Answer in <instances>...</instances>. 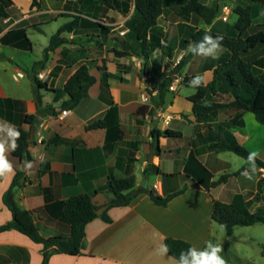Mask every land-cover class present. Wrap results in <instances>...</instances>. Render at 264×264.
<instances>
[{"label":"crops","instance_id":"crops-1","mask_svg":"<svg viewBox=\"0 0 264 264\" xmlns=\"http://www.w3.org/2000/svg\"><path fill=\"white\" fill-rule=\"evenodd\" d=\"M3 1L0 0V4ZM50 1L52 6L44 9L40 4L32 8V0H28L30 4L26 8L16 0H11L12 4L4 11L6 16L0 15V120L10 122L17 129L30 130L31 126L24 122V118L38 112L30 73L34 63L43 58L44 49L62 25L70 22L74 16H81L98 21L105 27L115 26L110 28L108 33L111 34L118 28L125 27L127 21V16L113 9L103 12L96 8L100 12L99 17H102L99 19L86 14L89 8L84 2L77 0L76 4L70 6L68 0H62L56 6L54 3L57 0ZM102 6L103 4L99 5L101 8ZM115 13L125 19H118ZM214 25L215 23L208 25L205 30L212 29ZM49 27H54L51 33L47 32ZM17 29H25L31 44L30 50L4 42V39L17 42L13 36H8V33ZM37 33L44 34L49 42H40L41 49L36 59H32V36ZM155 35L157 37L156 33ZM63 36L72 42L50 53L45 68L37 74L43 73L46 78L42 82L46 89L40 90L43 106L51 105L56 114L41 117L39 127L34 131L31 141L29 140V161L34 166L31 174L22 170L19 158L14 157L12 152L8 153V159L14 165V174L0 178V226L13 219L11 211L3 202V196L20 171L25 174L14 188L16 202L20 208L32 213L39 233L44 238L69 234V225L62 218V203L66 200L89 194L96 207L108 205L113 198L106 191L111 174L117 178L134 176L137 190L148 188L166 197L182 189H173L167 177L175 174L183 177L188 173L190 177L186 176L185 191L173 198L166 207L156 205L150 194L139 193L126 207L108 208L105 212L110 222L106 223L99 217L86 226V237L79 255L55 252L50 257L49 264H173L167 257H159L155 253L156 245L161 241L165 243L167 238L184 240L200 250L210 240L222 247V257H228L231 252V260L247 262L249 259L241 257L239 251L247 243L246 239L252 241L254 237L250 235L248 238H235L237 228L241 226L236 227L229 236L226 229H221L220 224L212 219L214 199L225 203L232 201L224 199V192L219 197H214L208 186L216 181V175L236 171L219 169L214 172L211 167L213 154L219 160L218 157L229 152L209 151L205 144L196 140L199 132H205L202 124L196 121L192 113L193 104L188 100L197 89L194 93H182V84L189 87V82L174 84L165 97L164 106L150 114L153 105L146 94V77L140 70L143 61L140 55H137L138 62L135 65L125 62L124 59L128 57L118 58L115 53L112 57H108L106 52H100L96 59L83 58L76 51L79 43L91 36L102 41L107 32L101 28L78 29ZM120 41L125 46L131 45L125 38H120ZM103 47L105 50L107 45L103 44ZM223 52L229 54L224 47ZM123 63L132 66L133 70H121L120 73L117 66ZM83 64L90 67V73L95 76L96 82L89 89L88 97L76 108L62 110L61 105L68 96H61L59 92ZM206 67L203 74L205 78L207 74L210 75L211 80H206L209 84L217 65L213 68ZM103 69H106L109 78L108 90L102 91ZM18 72L23 73L24 77L15 80L14 76ZM197 74L202 73L191 76ZM180 101L187 103L186 111L178 109ZM64 111H67L66 115L62 114ZM167 115L172 116V119L164 120ZM219 118L218 116L213 124L219 123ZM94 122L99 123L100 127L86 128ZM174 123L177 128H172ZM166 129L181 132L182 137L179 139L184 144L182 147H172L168 144V139L160 138L157 141L160 150L156 152L151 132ZM231 130L237 139L236 130ZM152 148L154 156L151 162ZM155 153L158 155L155 156ZM191 153L196 160L183 164V160L188 159ZM180 161L182 171H170V166ZM200 165L212 174L211 178ZM260 171L258 169L257 173H261ZM261 175L264 177V171ZM152 177L155 178L153 184L150 181ZM243 178L241 174L230 177L226 184L217 187L225 188L233 179L238 183ZM260 179L257 177L255 183L262 189L263 184L259 186ZM239 185L238 189L226 194L241 196L243 201L249 203V211L252 213L259 207H264L263 202L255 199L257 190L252 193L244 183ZM227 241L233 250L227 248ZM43 249V244L34 242L16 229L0 233V264H42Z\"/></svg>","mask_w":264,"mask_h":264},{"label":"trees","instance_id":"trees-1","mask_svg":"<svg viewBox=\"0 0 264 264\" xmlns=\"http://www.w3.org/2000/svg\"><path fill=\"white\" fill-rule=\"evenodd\" d=\"M84 1L78 0L80 3ZM168 1L170 0H102L103 6L102 8L100 7L103 12H108L110 9H113L125 16L131 14L125 23L127 32L123 36L129 41H135L139 46V55L143 59L142 74L146 77V94L153 105L150 114L164 106L165 97L174 82L172 75H168L162 81H158L151 73V48L152 44L157 40L155 29L158 26L159 18L163 15L165 7L168 5ZM252 1L261 2L263 0ZM11 4V0H4L0 4L1 16H6L4 12L5 8ZM38 5V0H32V8ZM132 9L133 11L131 12ZM179 12L197 15L203 19L205 24L212 25L218 16L219 5L215 3L212 6H207L199 0H186V3L179 7ZM235 13L238 16L236 23L224 34L212 30L191 28V39L185 40V44L189 45V43L199 41L205 32L213 36H222L224 38L222 47L228 50L229 57L214 68L213 81L206 86L197 88L196 93L189 96L188 100L193 104L192 113L196 121L201 123L203 128H205L204 133L199 132L197 134L196 140L205 144L209 151L216 153L232 152L237 156L246 158L249 151L238 142L231 129H245L246 124L243 116L246 113H252L256 121L264 126V59L260 58L254 62H247L243 58V55L256 49L259 45H264V24L254 26L253 21L257 17V14L253 4L245 7L238 6L235 9ZM251 27L255 28L256 31L246 35ZM93 28L108 30V28L98 21L94 22L81 16H74L70 22L62 25L51 37L49 45L43 51V58L35 62L32 66L30 80L33 85V93L38 112L36 115H26L24 118V122L31 126L30 130L18 128L21 136L17 141V149L12 151L14 157L19 158L21 161L24 158L27 160L31 159L28 147L32 132L36 131L39 127L41 117L56 114L55 109L51 105L43 106L40 90L46 89V86L38 79L37 74L39 70L45 68L50 53L72 42L63 36L65 33H73L78 29L86 30ZM8 36H13L17 42L11 41L10 39H4V42L13 43L20 48L31 49V44L27 38L25 29L12 31L8 33ZM114 53L118 58L132 56L130 51L114 50ZM193 57L195 56L191 53L185 55L175 66V71L180 72ZM103 70L102 91L108 90L107 81L109 78L106 69ZM194 76H185L183 81L188 83ZM95 82L96 78L90 73V67L87 64L81 65L59 92L61 96H68V99L62 103L61 109L72 110L76 108L83 99L88 97V91ZM224 95H232L234 99L230 102L212 100L213 98ZM223 111L234 112L236 115L231 121L233 125L223 132H220L214 126L213 122ZM98 127H100V124L94 122L86 128L96 129ZM151 134L155 139L152 145L156 152L160 150L157 144L160 138L173 139L182 137L181 132L172 129L152 131ZM157 155L155 153V156ZM188 159L196 160L193 153L190 154ZM256 164L258 165V169H264V161L257 158ZM200 166L204 171L209 173L202 165ZM154 167L158 169L157 166ZM246 167L247 164L245 163L236 172L222 174L218 180L208 186V190L212 187L226 184L230 177L239 176ZM194 173L197 174L195 171ZM23 174L25 173L22 171L17 173L10 188L3 196V202L11 211L13 219L10 223L0 226V233L10 229H16L30 237L34 242L43 244L42 264H49L50 257L55 252L72 256L79 255L86 237V226L99 217L106 223L110 222L106 212L101 216L97 214L99 208L94 205L92 195L82 194L74 196L62 203V218L69 225V234L67 236H54L49 238L42 237L34 222L32 213L20 208L15 199L14 188ZM209 174L211 178L212 174ZM186 176L190 177L188 173ZM262 181V179L259 180V186H261ZM106 191L113 195L112 200L108 204L109 209L130 205L139 193L150 194L156 205L166 207L173 198L185 191V187L173 194L162 197L156 191H151L148 188L137 190L134 176L117 178L111 174ZM212 219L214 222L223 226L227 234L231 236L234 229L238 226L249 227L255 224L264 225V207H259L256 212L252 213L249 211V203L243 201L241 196H238V200L232 203H225L214 199ZM165 243L170 248L168 254L176 257L179 256L182 250L192 247L189 242L173 238H167ZM262 248L264 250V244Z\"/></svg>","mask_w":264,"mask_h":264},{"label":"rangeland","instance_id":"rangeland-1","mask_svg":"<svg viewBox=\"0 0 264 264\" xmlns=\"http://www.w3.org/2000/svg\"><path fill=\"white\" fill-rule=\"evenodd\" d=\"M17 3L26 8L30 4L28 0H16ZM62 0H57L54 4L59 6ZM202 4L207 6H212L213 4L217 3L219 5V13L217 18L214 20L212 31L214 32H224L230 30V28L236 23L237 15L235 13V9L238 6H248L249 4H253L256 8L257 17L254 19L253 24L257 26L259 24H264V0L261 2H253L252 0H199ZM77 0H68L67 3L72 6V4H76ZM86 7L89 10H86V14L90 17H95L101 19L99 17V11L96 8H100L99 5H102V0H85L84 1ZM186 3V0H170L168 1V5L165 7L163 15L159 18L158 26L155 29V33L157 34V41L152 44L151 48V73L155 77L156 80L162 81L166 76L172 75L173 76V85L178 84L179 82L182 83L184 76H191L192 74L202 73L204 72L205 66L206 68H213L218 65L220 62L226 60L229 57V54L221 52L218 59H211V58H203L200 56H195L189 60V62L183 67L180 72L175 71V66L179 63V61L187 55L189 52L187 51L188 45L184 43L185 40H190L192 35V27L197 29H207L208 25L205 24L203 19L194 14H185L179 12V7ZM40 7L48 8L52 6V2L50 0H39ZM133 11V10H132ZM117 15L118 19H125L124 16ZM131 15V14H130ZM130 15L127 16V20L129 19ZM226 18V19H224ZM54 27L47 28V32L51 33L50 31ZM108 30L106 29L107 36L100 41L96 36L85 37L88 39H83V42L79 43V47L76 49L78 53L83 58L89 59H96L100 52H106L108 57H112L114 54V50H121V51H130L132 53L131 57L128 59H124L125 62L129 64L135 65L137 63V57L139 56V46L135 41L130 40L131 45L125 46L121 41L120 38H125L123 35L126 33L127 29L125 27L118 28L116 31L112 32L111 34L108 33L110 28H115V26H107ZM262 29V28H261ZM256 31L255 28L251 27L246 35L252 34ZM222 33V34H224ZM127 40V38H125ZM32 40L34 42V52L32 53V59H36V55L39 53L41 46L40 42L48 43L49 38L46 37L44 34H35L32 36ZM94 43H93V42ZM129 41V40H128ZM103 44L107 45L106 49L104 50ZM223 49V47H222ZM138 55V56H137ZM195 58V60H193ZM243 58L247 62H254L260 58L264 59V45H259L256 49L251 50L247 54L243 55ZM142 65L141 63V73H142ZM117 70H133L132 66L127 65L126 63L118 64ZM257 70V69H256ZM260 70V69H258ZM261 72V71H260ZM118 74H120L118 72ZM204 75V74H203ZM206 80L210 81V75H206ZM213 81V80H212ZM211 81V82H212ZM209 82V83H211ZM147 85V84H146ZM172 85V86H173ZM182 93H194L195 89L191 88L190 86L187 87L182 84ZM171 86V87H172ZM169 88V90L171 89ZM234 99L232 95H224L222 97L213 98V101H222V102H230ZM188 105L185 101H180L178 103V109L181 111H186ZM236 115L234 112L223 111L219 114V123H215L214 126L220 131L223 132L228 127L232 126L231 123L233 117ZM164 120L172 119V116L168 115L163 118ZM244 119V116H243ZM218 120V119H217ZM245 129H235L237 133V140L240 144H242L249 152L257 151L259 152L258 159L264 161V126L260 125L254 115L252 113H246L245 115ZM172 128H177L175 123L172 125ZM236 128V127H234ZM205 129V128H203ZM168 144L172 147H182L184 141L179 138H171L168 139ZM213 164L212 170L214 172L218 171L219 169H225L227 171H237L239 170L244 164L245 160L237 156L236 154L229 152L223 157H218L219 160L216 159L217 155L213 154ZM183 158V157H182ZM181 159V158H180ZM204 161V158H201ZM191 159L185 158L183 160V164L188 163ZM180 163H176L175 165L170 166V171H182L180 170L181 166ZM223 165V166H222ZM261 173H256L252 180H248L245 177L240 181L232 180V182L227 187H212L210 189L211 194L214 197H219L221 193L224 192V199L226 201L236 202L238 200V195L229 196L226 194L227 192L235 191L238 189L239 183H244L246 187L253 193V191L257 190L256 200L261 201L264 203V177ZM261 178L263 181V188L257 187L256 179ZM169 180V184L173 189H181L186 187V175L183 177L175 174L173 176L167 177ZM220 178L219 175H216V180ZM151 184L154 183V177L150 178ZM240 186V185H239ZM221 226V225H220ZM221 229L223 226L220 227ZM252 235L254 240L250 241L246 239V244L242 249L239 251V255L241 257H245L249 259L247 262H238L235 260L230 259V253L228 257H223L227 264H264V250L262 249L261 244L264 243V225L257 224L250 227H238L235 238H248ZM232 242V241H231ZM229 246L228 249H232L230 247V242H226ZM243 246V243L240 244ZM233 250V249H232Z\"/></svg>","mask_w":264,"mask_h":264},{"label":"clouds","instance_id":"clouds-1","mask_svg":"<svg viewBox=\"0 0 264 264\" xmlns=\"http://www.w3.org/2000/svg\"><path fill=\"white\" fill-rule=\"evenodd\" d=\"M222 36H213L208 32L201 37L199 41L189 43L187 51L194 56L203 58L218 59L222 52ZM207 81L205 75L197 74L189 81V86L197 89L206 86ZM21 133L6 120H0V178H6L14 174V165L8 159V153L15 151L18 147L17 141L20 139ZM259 152L251 151L245 160L247 167L241 172V175L248 180H252L258 171L256 160ZM26 174H31L33 169L32 161L25 160L22 165ZM264 171V169H261ZM223 251L219 244L207 241L205 247L200 250L195 247H189L182 250L178 257L168 256L170 252L169 246L164 242H159L155 247V253L159 257H167L173 264H227V261L221 256Z\"/></svg>","mask_w":264,"mask_h":264},{"label":"water","instance_id":"water-1","mask_svg":"<svg viewBox=\"0 0 264 264\" xmlns=\"http://www.w3.org/2000/svg\"><path fill=\"white\" fill-rule=\"evenodd\" d=\"M33 135H34V132H32V134H31V137H32V138H33ZM32 138H31V139H32ZM31 139H30V141H31ZM153 156H154V148L151 149V154H150V161H151V162H152ZM25 160H27V159H26V158L23 159V161H22V165H23V162H24ZM22 170L25 171V170L23 169V167H22ZM108 208H109V205H105V206L99 208V209L97 210V214H98L99 216H101V215H102V214H103Z\"/></svg>","mask_w":264,"mask_h":264},{"label":"built area","instance_id":"built-area-1","mask_svg":"<svg viewBox=\"0 0 264 264\" xmlns=\"http://www.w3.org/2000/svg\"><path fill=\"white\" fill-rule=\"evenodd\" d=\"M224 19H226V18H224ZM23 77H24L23 73L18 72V73L14 76V79H15V80H18V79L23 78ZM38 79H39L41 82H45V80H46L45 75H44L43 73H41V74L38 75ZM171 89H173V87H171ZM62 114H63V115H66V114H67V111L62 112ZM155 188L158 189L156 186H155Z\"/></svg>","mask_w":264,"mask_h":264}]
</instances>
